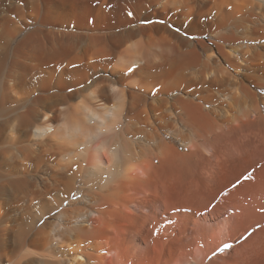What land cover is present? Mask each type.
<instances>
[{
	"label": "bare ground",
	"instance_id": "6f19581e",
	"mask_svg": "<svg viewBox=\"0 0 264 264\" xmlns=\"http://www.w3.org/2000/svg\"><path fill=\"white\" fill-rule=\"evenodd\" d=\"M251 85L264 0H0V264H178L264 164Z\"/></svg>",
	"mask_w": 264,
	"mask_h": 264
},
{
	"label": "crops",
	"instance_id": "0c3cea01",
	"mask_svg": "<svg viewBox=\"0 0 264 264\" xmlns=\"http://www.w3.org/2000/svg\"><path fill=\"white\" fill-rule=\"evenodd\" d=\"M261 154L255 159L261 158ZM263 165L255 169L246 184L223 190L222 202H228L221 209L228 218L223 221L229 224V236L236 240L228 243L232 245L230 249L218 251L201 264H264Z\"/></svg>",
	"mask_w": 264,
	"mask_h": 264
},
{
	"label": "rangeland",
	"instance_id": "374dc122",
	"mask_svg": "<svg viewBox=\"0 0 264 264\" xmlns=\"http://www.w3.org/2000/svg\"><path fill=\"white\" fill-rule=\"evenodd\" d=\"M252 86V85H251ZM252 88L258 92V95L260 98L264 96V90L257 88L256 86H252ZM256 131V130H255ZM260 139L259 136L256 135V139ZM252 142V155L251 159L253 162H256L258 159H255V156H260V152L262 153L264 151V144H262L261 139ZM225 144H229L231 148H235L236 144L234 145L233 140L230 138H227L225 141ZM232 144V145H231ZM263 148V149H262ZM263 154V153H262ZM261 156H264V154ZM260 159V158H259ZM231 176L230 182H232L236 177L233 175ZM229 182V183H230ZM226 185L222 186L220 189L224 188ZM234 187V185H231L230 187ZM235 186H239L238 183H236ZM232 189V188H230ZM229 189V190H230ZM225 204L228 203L227 201L224 202ZM225 204L222 202V198H220L218 201H207L203 205V213L202 218L199 219L196 214L195 207L196 205L192 202L189 204L190 213L191 215L188 216L187 221V232L184 235H180L178 233L179 230V221L176 218L175 215V221L174 223V230L176 233L173 235V245L175 246V250L173 253V260L176 261L178 264H201L206 258L216 254L218 251L217 249L222 248L223 244L225 243H231V241L236 240V238L229 236L228 232L226 231L227 225L223 220L228 219L226 218L225 214L222 213L221 209ZM193 208V209H192ZM228 210V209H227ZM229 214V212H228ZM202 226H201V225ZM200 225V227H199ZM179 226V227H178ZM187 235V236H186ZM184 241V242H183ZM182 243H185V247H180ZM180 244V245H179ZM184 248V250L182 249ZM185 251V253H184ZM183 252V253H182ZM175 256V257H174ZM181 260V262H180ZM179 261V262H178Z\"/></svg>",
	"mask_w": 264,
	"mask_h": 264
},
{
	"label": "snow or ice",
	"instance_id": "6c2138e0",
	"mask_svg": "<svg viewBox=\"0 0 264 264\" xmlns=\"http://www.w3.org/2000/svg\"><path fill=\"white\" fill-rule=\"evenodd\" d=\"M128 71L131 72V71H133V69L129 68ZM234 187H235V185H234ZM231 247H232L231 244L225 243V244H223L222 248L217 249V251H224V250L230 249ZM214 255H215V253H214Z\"/></svg>",
	"mask_w": 264,
	"mask_h": 264
}]
</instances>
